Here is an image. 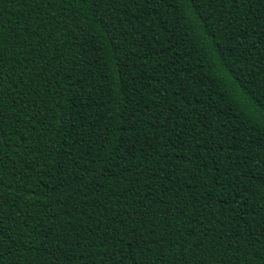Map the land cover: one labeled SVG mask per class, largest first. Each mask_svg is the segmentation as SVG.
I'll use <instances>...</instances> for the list:
<instances>
[{"label":"trees","instance_id":"trees-1","mask_svg":"<svg viewBox=\"0 0 264 264\" xmlns=\"http://www.w3.org/2000/svg\"><path fill=\"white\" fill-rule=\"evenodd\" d=\"M0 264H264V0H0Z\"/></svg>","mask_w":264,"mask_h":264}]
</instances>
